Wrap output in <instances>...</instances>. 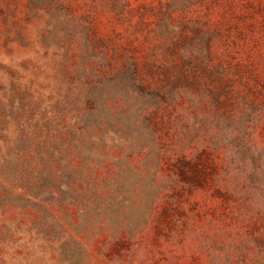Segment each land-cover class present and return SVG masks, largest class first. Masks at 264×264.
Here are the masks:
<instances>
[{"label": "rangeland", "instance_id": "obj_1", "mask_svg": "<svg viewBox=\"0 0 264 264\" xmlns=\"http://www.w3.org/2000/svg\"><path fill=\"white\" fill-rule=\"evenodd\" d=\"M0 264H264V0H0Z\"/></svg>", "mask_w": 264, "mask_h": 264}]
</instances>
